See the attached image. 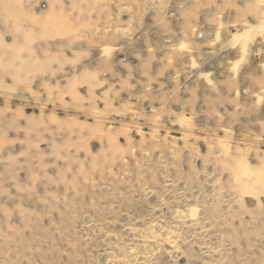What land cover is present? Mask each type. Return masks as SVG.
<instances>
[{
	"label": "rangeland",
	"instance_id": "obj_1",
	"mask_svg": "<svg viewBox=\"0 0 264 264\" xmlns=\"http://www.w3.org/2000/svg\"><path fill=\"white\" fill-rule=\"evenodd\" d=\"M263 10L0 0V264H264Z\"/></svg>",
	"mask_w": 264,
	"mask_h": 264
},
{
	"label": "bare ground",
	"instance_id": "obj_2",
	"mask_svg": "<svg viewBox=\"0 0 264 264\" xmlns=\"http://www.w3.org/2000/svg\"><path fill=\"white\" fill-rule=\"evenodd\" d=\"M259 1L262 2L263 0H259ZM257 32L264 35V16L262 17L260 22H258L257 24H250L247 27H245L242 31H239L238 33H236L234 35L233 41H238V43L243 44V47H246L245 45H246L247 41L251 38L250 37L251 33H257ZM257 166L260 167V164L257 163L256 167ZM242 168L246 171L247 170H254V167H253V165L250 164V162L243 163Z\"/></svg>",
	"mask_w": 264,
	"mask_h": 264
},
{
	"label": "built area",
	"instance_id": "obj_3",
	"mask_svg": "<svg viewBox=\"0 0 264 264\" xmlns=\"http://www.w3.org/2000/svg\"><path fill=\"white\" fill-rule=\"evenodd\" d=\"M259 49V50H258ZM254 56L259 57L260 55L264 54V48H257L254 52H253Z\"/></svg>",
	"mask_w": 264,
	"mask_h": 264
}]
</instances>
